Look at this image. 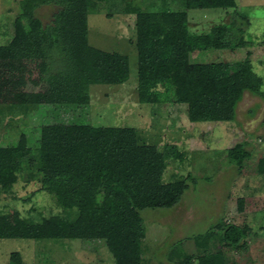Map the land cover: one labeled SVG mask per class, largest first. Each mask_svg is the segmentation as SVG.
<instances>
[{
  "label": "trees",
  "instance_id": "1",
  "mask_svg": "<svg viewBox=\"0 0 264 264\" xmlns=\"http://www.w3.org/2000/svg\"><path fill=\"white\" fill-rule=\"evenodd\" d=\"M110 1L17 0L11 35L0 45V59L57 60L58 102L86 105L89 85L121 80L119 54L90 46L87 39L89 15L99 2ZM159 1L158 8L133 2L124 7V12L135 14L139 103L186 104L190 122L216 123L235 120V109L245 91L264 100L261 79L252 69L249 53L231 62L190 60L195 51H236L250 43L244 38L249 21L236 0ZM45 5L56 8L46 24L36 17V10ZM202 8L234 10L228 22L202 32L191 31L188 10ZM7 30L1 34L8 35ZM249 146L244 140L227 151L229 163L238 173L252 155ZM182 156L179 153L176 158ZM168 157L154 145L143 143L136 128L77 123L42 125L37 147L0 146V191H10L19 180L36 181L39 191L54 195L61 210L41 221L14 216L13 237L103 240L114 264H147L140 211L171 208L188 187L189 177L163 180ZM259 162L258 173L264 174V160ZM210 230L197 264H235L221 248H243L247 228L222 221ZM211 236L218 237L221 244L214 245V252H210ZM11 258L17 259L15 264L22 263L18 253H12ZM166 260L194 264L190 254H168Z\"/></svg>",
  "mask_w": 264,
  "mask_h": 264
},
{
  "label": "rangeland",
  "instance_id": "2",
  "mask_svg": "<svg viewBox=\"0 0 264 264\" xmlns=\"http://www.w3.org/2000/svg\"><path fill=\"white\" fill-rule=\"evenodd\" d=\"M236 1L248 18L244 38L250 43L236 51H195L190 60L231 62L249 53L264 91V0ZM126 2L146 7L155 4L156 8L161 4L159 0H111L96 5L88 18V44L119 54L121 80L111 85H89L86 105L58 102L57 60L0 59V146L37 147L40 127L51 123L136 128L143 143L169 154L164 181L189 177L177 204L140 211L146 230V263L173 264L166 260L168 254H190L197 264L203 253L202 242H206L210 229L223 221L248 230L245 246L222 247L224 255L235 264H264V174L258 173L259 161L264 160V100L245 91L235 109V120L216 123L190 122L186 104L139 103L135 14L124 12ZM17 9V0H0V45L10 38ZM233 10L189 9L191 31L202 32L219 22H228ZM55 11L52 5L41 6L36 17L46 24ZM6 29L8 35L1 34ZM244 140L250 143L252 155L238 173L229 163L227 151ZM179 153L183 156L176 158ZM39 187L36 181L19 180L10 191H0V264H15L17 259L12 260V253H18L21 264H114L103 240L35 241L13 237L14 216L41 221L61 212L54 195L39 191ZM209 245L210 252H214V245L221 244L218 237L211 236Z\"/></svg>",
  "mask_w": 264,
  "mask_h": 264
},
{
  "label": "crops",
  "instance_id": "3",
  "mask_svg": "<svg viewBox=\"0 0 264 264\" xmlns=\"http://www.w3.org/2000/svg\"><path fill=\"white\" fill-rule=\"evenodd\" d=\"M39 9V8H38ZM188 21H189V19H188ZM189 23H190V21H189ZM220 23V22H219ZM191 24V23H190ZM194 26H196L197 27V24H195ZM199 26V25H198ZM210 27H208L207 28V30L209 29ZM190 30H191V26H190ZM193 31V30H192ZM204 31H206V30H204ZM20 60H24V59H20ZM25 60H27V59H25ZM28 60H30V59H28ZM41 60V59H40ZM145 236H146V234H145Z\"/></svg>",
  "mask_w": 264,
  "mask_h": 264
}]
</instances>
